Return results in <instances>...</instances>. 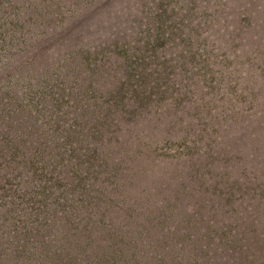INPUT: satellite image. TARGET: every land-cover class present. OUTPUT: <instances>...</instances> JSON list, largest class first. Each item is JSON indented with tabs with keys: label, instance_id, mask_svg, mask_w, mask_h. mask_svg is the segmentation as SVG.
<instances>
[{
	"label": "trees",
	"instance_id": "16d2710c",
	"mask_svg": "<svg viewBox=\"0 0 264 264\" xmlns=\"http://www.w3.org/2000/svg\"><path fill=\"white\" fill-rule=\"evenodd\" d=\"M7 1L9 5L11 0ZM77 3L80 4V0ZM253 3H248L251 9L241 14L256 15ZM33 6L36 8L37 3L22 2L18 9L10 11L0 3V59L1 54L6 57L15 44L17 48L27 50L35 45L30 39L27 41L32 35L25 38L21 33L22 22L28 19V13L36 17L34 30H41L43 35L49 28L44 25V13L36 9L40 13L38 17L32 12ZM246 21L255 24L258 20L247 18ZM88 26V21L80 19L73 31L71 26L72 33L51 35L52 29H48L45 35L49 42L44 45L49 56L41 58L38 53L28 52L20 62L21 66L14 68L13 75L8 74L11 69L8 62L4 61L0 66V82L4 81L0 85V264H165L166 259L156 260L155 256L165 258V254L183 250L187 242L188 261L192 264H264V248L256 247L258 237L254 231L248 232L249 235H229L226 231H215L212 224H207L202 227L214 231L211 241L200 242L199 237L189 232L195 225L191 218L175 221L170 213H161L165 209L163 204L156 213L146 207L152 199L150 185L132 190L133 194L125 190V175L133 177L128 180L130 187L144 174L138 176L128 167L125 158L110 154L112 151L108 147L111 144L104 142L114 140L125 152L133 149L140 153L137 142L142 132L134 131L145 118L153 121L157 116L165 117L167 113L159 108L168 105L169 100L175 107L179 106L182 88L173 82L177 74L165 72L172 57L165 56L164 63L160 64L162 59L153 54L158 50L149 48L146 57L137 59L136 40L128 48L132 55L125 52L134 60L131 69L123 74L129 78L128 90L131 91H118V101L108 98L112 94L108 90H98L93 80L84 85L86 78L82 77L83 72L76 62L78 52L89 73L95 74L101 65L104 66L98 61V47L94 34L87 33ZM163 26L164 23L153 29L159 32ZM168 27L160 32L164 38L163 46L174 40ZM99 35L98 32L96 42L104 43ZM211 55L216 57V51ZM201 79L208 84L204 78H196L191 82L192 89L188 90L191 96L201 90ZM212 80L213 86L204 85L201 95L205 92L216 97L220 95L221 83L216 76ZM122 84L124 88L125 84ZM244 86L241 74L239 79L222 87L227 95L232 87L236 94L252 102L250 97L244 96L249 91L243 89ZM104 93L108 96H103ZM211 103L208 116L215 130L225 119L227 110L225 114L219 113L217 119V104ZM31 112L35 116L34 122L29 115ZM246 119L249 117L239 120L244 123ZM165 120L164 127L171 132L172 120L170 117ZM239 120L232 123L237 124ZM10 123L16 129L13 133L3 130L11 126ZM42 130L47 131V140L42 139ZM124 131L131 132L126 134L128 139L121 137ZM34 135L41 137L38 140L43 144L41 147L33 145ZM233 135L227 129L221 142L217 139L216 143L211 140L204 143L207 150L204 155L211 157L206 165L228 159L226 155ZM185 141L180 145L182 153L195 151L201 140ZM142 144L147 141L142 140ZM128 157L134 161L138 159L133 152ZM138 215L150 217V220L137 221ZM160 216H165L168 221L160 220ZM127 219L132 221L122 222ZM187 225L188 241L185 242L181 237ZM262 232L264 237V228ZM214 241L215 245L212 244ZM260 241L264 243V238Z\"/></svg>",
	"mask_w": 264,
	"mask_h": 264
},
{
	"label": "rangeland",
	"instance_id": "374dc122",
	"mask_svg": "<svg viewBox=\"0 0 264 264\" xmlns=\"http://www.w3.org/2000/svg\"><path fill=\"white\" fill-rule=\"evenodd\" d=\"M22 2H30L32 5L37 3L32 12L38 17L39 12L44 13V25L52 29L51 35L72 33L80 19L88 21L87 33L94 34L98 61L104 63V66L101 65L95 74L89 73L80 52L76 62L83 72L82 77L86 78L83 84L87 85L93 80L98 90L112 93L111 96L109 94L110 99L117 98L119 101L120 90L124 93L129 88V78L123 74L131 69L134 62L125 53L127 51L132 55V51L128 50L132 41H137L134 45L138 50L137 59L146 57L149 48L158 50L153 54L155 58L162 59L160 64L164 63L165 56L172 57V60H168L165 72L178 75L173 82H177L175 85L182 88L179 106L175 107L173 101L169 100L168 105L159 108L167 113L165 117L157 116L153 121L145 118L137 127L134 133L142 132L141 139L137 142L140 153L133 149L125 152L120 143H115L114 140L104 142L111 144L108 147L112 151L110 154L115 153L125 158L128 167L138 176L144 174L130 187L128 180L133 177L131 174L125 175L124 188L131 192L150 185L152 199L146 207L156 213L163 204L165 209L161 213H170L173 220L183 218L184 222L191 218L195 225L192 224L189 232L199 237L200 242L211 241L210 236L214 231L202 226L212 224L215 231H226L229 235H245L254 231L258 237L256 247L259 250L264 248V243H260V239L264 238V0H80V4L74 3V0H11L9 5L7 0H0L10 11L18 9ZM251 2H255L253 9L256 8V15L241 14L251 9V4H248ZM245 4L247 5L243 8ZM28 14V19L22 22L24 27L21 33L25 34V38L32 35L27 41L30 39L35 45L27 50L17 48L15 44L14 49L5 54L6 57L1 54L0 66L4 61L11 65L9 75H13L14 70L21 66L20 62L27 57L28 52L38 53L41 58L43 55H50L44 45L49 42L45 35L48 29L44 30L43 35L41 30H34L36 17ZM244 18L258 21L249 24ZM162 23L164 26L159 32L153 29L160 27ZM166 26H169L174 40L163 46L164 38L160 32ZM98 32L104 43L100 40L96 42ZM213 51H216V57L211 55ZM241 74L245 84L243 89L249 90L244 96L250 97L252 102L236 94L232 87L227 95L222 87L233 79H239ZM214 76L222 85L220 95L216 97L211 92L201 95L204 85L213 86ZM198 77L204 78L208 84L201 79V90L191 96L188 90L192 89L191 82H195ZM3 83L1 80L0 85ZM122 83L125 84L124 88ZM103 96L108 95L104 93ZM238 99L243 102L240 103ZM179 101L180 99L178 103ZM211 101L215 106L217 104V119L220 118L219 113L225 114L227 110L225 119L216 126L217 131L208 116L211 114ZM29 115L34 122V114L31 112ZM246 116L249 119L241 123L243 120L239 119ZM166 117L172 120L171 132L164 127ZM236 119L239 120L238 123H232ZM148 121L152 123L148 124ZM92 122L95 123L94 120ZM227 129L234 134L230 138L232 145L226 155L228 159L206 165L211 157L204 155L207 151L203 147L204 143L208 140L216 143L217 139L221 142ZM3 130L12 133L16 131L12 124ZM130 133L124 131L120 135L128 139L126 134ZM42 136L44 140L49 137L47 131H43ZM33 138V145L41 147L42 143L38 141L41 137L34 135ZM144 139L147 144H142ZM185 139L201 140L200 145L195 151L182 153L180 145L186 143ZM131 152L138 156L136 161L128 157ZM207 171L209 174H206ZM149 218L138 215L137 221H149ZM160 220L168 221L165 216H160ZM131 221L132 219H127L122 222ZM183 232L181 238L187 242L188 225ZM212 244L215 245V241ZM189 251L187 242L183 250L165 254V258H155L161 261L166 259L169 263L165 264H192L191 260L188 261Z\"/></svg>",
	"mask_w": 264,
	"mask_h": 264
}]
</instances>
